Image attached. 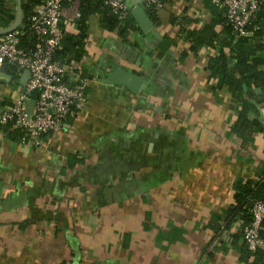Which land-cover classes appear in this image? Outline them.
I'll return each mask as SVG.
<instances>
[{
  "label": "crops",
  "instance_id": "obj_1",
  "mask_svg": "<svg viewBox=\"0 0 264 264\" xmlns=\"http://www.w3.org/2000/svg\"><path fill=\"white\" fill-rule=\"evenodd\" d=\"M0 1L15 22L18 0ZM78 6L64 2L66 33L77 32ZM157 16L161 39L134 18L122 37L94 13L79 64L84 108L36 146L21 131L14 141L0 135V264H246V220L228 223L225 211L234 184L264 165V133L252 145L230 133L238 107L212 87L214 51H189L181 31L211 19L203 0L165 1ZM164 36L174 42L167 52ZM117 66L140 75L144 89L111 84ZM10 83L0 79V96L16 94ZM72 157L82 163L70 169ZM174 227L182 239L169 241Z\"/></svg>",
  "mask_w": 264,
  "mask_h": 264
},
{
  "label": "built area",
  "instance_id": "obj_2",
  "mask_svg": "<svg viewBox=\"0 0 264 264\" xmlns=\"http://www.w3.org/2000/svg\"><path fill=\"white\" fill-rule=\"evenodd\" d=\"M128 1L103 0V4L117 19L123 20L130 13ZM132 1L135 2L132 7L137 2L156 11L164 6L162 0ZM64 2L75 5L78 0H44L28 17L26 25L21 21L15 29L0 35V67L6 64V74L12 77L10 82L19 79L23 71L29 72L24 92L21 93L16 84L19 90L8 97L12 105L0 108V125L10 131H21V142L30 141L35 146L40 144L43 135L61 131L64 123L74 119L86 103L87 78L74 62L55 57L66 33L62 23ZM212 2L222 10L234 40L251 37L257 28L252 24L257 13L261 10L264 13V0ZM73 16L78 18L79 12L74 11ZM28 33L34 36L38 45L26 50L19 46V38ZM9 68L14 70V75ZM26 100L33 101L30 114L26 110ZM260 122H264V117ZM249 213L251 221L242 229L243 241L249 251H261L264 259V237L261 235L264 201L251 200Z\"/></svg>",
  "mask_w": 264,
  "mask_h": 264
},
{
  "label": "trees",
  "instance_id": "obj_3",
  "mask_svg": "<svg viewBox=\"0 0 264 264\" xmlns=\"http://www.w3.org/2000/svg\"><path fill=\"white\" fill-rule=\"evenodd\" d=\"M22 25L27 24L28 17L40 6L44 0H20ZM79 17L77 18V32L65 33L61 48L56 51L55 57L61 60L74 62L83 74L79 64L85 54V44L88 31V20L94 13L100 14V24L103 29L117 31L120 36L125 37L128 32L135 28V21L129 13L125 19L119 20L103 4V0H78ZM170 1V0H162ZM204 5L211 12V19L198 29H182L181 33L190 41L189 51L196 54L199 47H209L212 52L208 56L206 65L211 80H215L214 89L226 88L230 92L233 104L238 107V114L230 127V133L238 138L242 145H252L255 135L264 133L260 119L264 115V13H257L253 25H257L251 37L234 40L230 35L231 28L226 23L223 12L211 0H203ZM6 27L14 24L13 16H8L0 1V16ZM147 14L152 22L157 24V11L153 8L147 9ZM219 27L220 30L217 28ZM172 38L164 36L160 47L165 52L173 45ZM33 35L29 33L19 38V46L28 50L37 47ZM187 52H182L179 60L183 61ZM230 59V61H229ZM11 74L14 73L9 68ZM14 75V74H13ZM256 89L260 92L257 93ZM12 105L10 99L0 96V108ZM255 115V117H251ZM19 130H8V127L0 125V135L5 134L11 140H16L21 135ZM82 160L72 157L68 160V167L72 169ZM233 203L225 211V220L229 223L235 218L242 216L245 224L251 221L249 206L251 200L264 201V165L258 168L253 179L247 182H236ZM217 219V218H216ZM264 225V224H263ZM181 232L174 227L169 231V241L181 240ZM261 235L264 237V230ZM246 264H264L261 251H249L243 241L241 256Z\"/></svg>",
  "mask_w": 264,
  "mask_h": 264
},
{
  "label": "water",
  "instance_id": "obj_4",
  "mask_svg": "<svg viewBox=\"0 0 264 264\" xmlns=\"http://www.w3.org/2000/svg\"><path fill=\"white\" fill-rule=\"evenodd\" d=\"M130 14L135 19L138 27L141 29L143 33H149L153 35L155 38L161 39V37L158 35V33L154 29V24L150 17L148 16L146 12V8L142 3H136V6L132 9H130ZM21 1L18 0V13L15 19L14 24L6 28L4 30H0V35L8 33L15 29L21 22ZM230 61V59H229ZM7 66L6 64H3L0 67V76L1 81H6V78L11 80L12 77L10 75L6 74ZM29 77V72L27 70L23 71L21 77L16 80V83L20 87V92H24L26 81ZM108 81L111 84L124 87L132 92H139L144 89L145 83L143 81V78L136 74L135 72L128 71L120 66L115 67L107 77ZM33 107V101L32 100H26V110L30 114ZM262 127L264 128V122H261Z\"/></svg>",
  "mask_w": 264,
  "mask_h": 264
},
{
  "label": "rangeland",
  "instance_id": "obj_5",
  "mask_svg": "<svg viewBox=\"0 0 264 264\" xmlns=\"http://www.w3.org/2000/svg\"><path fill=\"white\" fill-rule=\"evenodd\" d=\"M9 85V87L11 88V89H14V88H16L17 86L12 82V83H10V84H8ZM15 90V89H14Z\"/></svg>",
  "mask_w": 264,
  "mask_h": 264
}]
</instances>
